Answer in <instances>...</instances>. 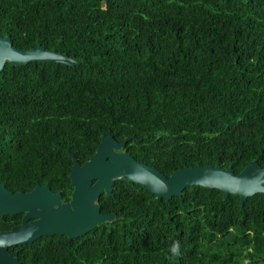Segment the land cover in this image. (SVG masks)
Segmentation results:
<instances>
[{
    "label": "trees",
    "instance_id": "obj_1",
    "mask_svg": "<svg viewBox=\"0 0 264 264\" xmlns=\"http://www.w3.org/2000/svg\"><path fill=\"white\" fill-rule=\"evenodd\" d=\"M80 64H5L0 72V182L72 193L102 136L166 177L184 167L264 169V0H0V37ZM76 239L10 248L22 264H264V196L241 206L191 186L166 202L117 180ZM22 214L0 217V231Z\"/></svg>",
    "mask_w": 264,
    "mask_h": 264
},
{
    "label": "water",
    "instance_id": "obj_2",
    "mask_svg": "<svg viewBox=\"0 0 264 264\" xmlns=\"http://www.w3.org/2000/svg\"><path fill=\"white\" fill-rule=\"evenodd\" d=\"M30 63H55L64 67L80 64L73 55L49 51L42 46L21 50L13 46L9 36L0 37V72L5 64L19 67ZM131 140L137 139L127 137L119 143L111 135L102 136L95 153L83 164L68 152L72 160L68 176L72 193L65 203L61 193L52 192L48 186L36 185L30 192L13 193L0 182V217L23 214L20 225L0 232V264H21L17 259L18 253L9 252L11 247L31 244L46 236L76 239L99 224L118 219L115 213H102L98 203L102 195L112 196L117 180L139 185L166 202L179 197L184 189L191 186L217 190L224 200L229 195L236 196L241 206L256 194L264 196V169L256 161L237 175L231 167L223 169L219 165H207L184 167L166 177L155 167L123 152Z\"/></svg>",
    "mask_w": 264,
    "mask_h": 264
},
{
    "label": "flooded vegetation",
    "instance_id": "obj_3",
    "mask_svg": "<svg viewBox=\"0 0 264 264\" xmlns=\"http://www.w3.org/2000/svg\"><path fill=\"white\" fill-rule=\"evenodd\" d=\"M37 185H39V184H37ZM51 191H52V190H51ZM57 192H60V191H57ZM57 192H54V193H57ZM26 193H27V192H26ZM60 193H61V192H60ZM62 202H64V201H62ZM65 202H68V201H65ZM65 202H64V203H65ZM22 217H23V214H22ZM21 222H22V218H21ZM21 222H20L19 224H16V225H20ZM16 225H14V226H16ZM14 226H13V227H14ZM13 227H12V228H13ZM0 232H3V231H0ZM11 248H12V247H11ZM9 252H17V251H10V248H9ZM17 253H18V252H17ZM17 259H18V256H17ZM18 261H19V259H18ZM19 262H20V261H19ZM20 263H21V262H20ZM21 264H22V263H21Z\"/></svg>",
    "mask_w": 264,
    "mask_h": 264
}]
</instances>
